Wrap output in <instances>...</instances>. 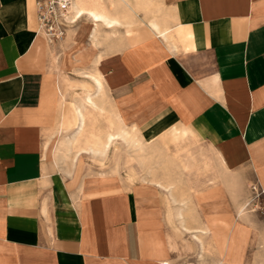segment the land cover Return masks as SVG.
<instances>
[{"label":"crops","instance_id":"1","mask_svg":"<svg viewBox=\"0 0 264 264\" xmlns=\"http://www.w3.org/2000/svg\"><path fill=\"white\" fill-rule=\"evenodd\" d=\"M149 1L113 0L111 10L93 0L104 18L82 17L91 20L95 38L96 24L114 30L136 23L135 15L142 19L141 10L150 15ZM162 1L169 15L143 21L129 43L103 52L104 61L99 55L103 72L87 76L96 95L64 115L49 69L57 47L36 32L34 0H0V264H187L175 250L186 233L195 246L215 250L214 264H242L234 241L240 225L231 209L219 210L217 183L189 200L164 179L126 188L116 179L78 175V155H104L125 139L127 127L143 138L136 137L141 149L189 134L214 148L231 174L225 184H239L232 199H243L247 179L264 192V0ZM82 17L63 41L84 36ZM106 91L119 126H107L99 147L78 143L89 127L87 104L103 114L95 100ZM52 124L71 130L62 146L76 149L73 175L49 159L44 134ZM110 134L115 138L106 145ZM182 166L201 168L197 160ZM244 209L238 202L237 214Z\"/></svg>","mask_w":264,"mask_h":264},{"label":"rangeland","instance_id":"2","mask_svg":"<svg viewBox=\"0 0 264 264\" xmlns=\"http://www.w3.org/2000/svg\"><path fill=\"white\" fill-rule=\"evenodd\" d=\"M104 1H106L111 10H114L112 9L113 0ZM149 3L152 8V10L148 9L150 15L147 16L141 10L142 14L140 17L142 19L138 20L137 15H135L136 23L130 24L129 27H127V24H121L114 30H110L103 25H98L97 35L93 38L91 28L94 25L89 18L84 16L82 21L86 23L88 30L83 37L78 40L68 37L65 41L54 43L57 50L55 52L52 51L49 69L54 85L56 83L59 85L57 91L64 96L61 101V103H65V105L61 106L64 115L68 111H74L77 106H83L85 104V96L93 94L94 90L92 87L94 86L87 81H91L88 77L95 74L97 70L101 73L103 72L102 67L95 63L99 55H103L102 61H104L105 58L102 53L114 47L115 44L129 43L134 36L133 33L143 26V21H150L151 19L160 21L169 15L162 0H151ZM120 7H122L121 4ZM127 29L132 32H128ZM84 31L85 29H83ZM95 95L93 94V96ZM95 101L104 108L105 112L100 114L94 106L89 104L86 106V113L89 116V127L80 135L78 143H84L88 147H99L101 139L105 137L106 130L108 128L109 130L117 128L120 123L111 104V95L107 91L104 94L102 93ZM96 117L99 119L97 124L95 122ZM125 129V139L116 140L110 145L104 155H94L91 152L78 155L81 161L78 175L116 179L121 181V185L126 188L130 187L131 182L133 184V181H141L143 178L148 183L164 179L167 183L173 182L170 184L173 186V193L176 195L180 194L181 197L189 200L196 198L198 191L206 189L211 182L217 183L215 185L223 189V194L222 196L219 195L218 199L219 210H223L221 212L225 213V209H231L232 211H229V213H232V215L230 216L237 219L240 225L234 231V241L237 255L242 260L241 263L264 264V197L256 184L252 182V179H247L248 183H246V193L243 199H232L230 195L231 187H233L234 197L238 193L240 194L242 189L237 183L225 184L226 179L231 178V174L220 166L213 147L197 142L188 134L177 139L154 140L150 147L146 144L144 145L145 148L141 149L136 142V137L141 136H135L133 131L127 127ZM73 130L75 131L76 127ZM70 132V129L58 132L56 126L52 124L44 134V143L51 162L52 160L58 162L57 170L73 175V166L70 159L76 149L72 148L67 152L65 146H62L63 141L66 140L67 135H70ZM120 132L121 129L118 133ZM127 132H129V136ZM188 160H197L201 168L195 171L183 167L182 163ZM234 178H241V176L235 173ZM227 189L228 192H226ZM238 202H243L245 206L240 215L237 214ZM185 214L188 215L189 211H185ZM189 219L187 218V223H184L187 228L192 227ZM190 220L192 221V219ZM175 231L179 235L183 234L176 228ZM173 237L175 239L178 238L177 236ZM184 238V244L179 248H175L180 260L187 264L215 263L217 255L213 248L209 245L205 248L195 246L194 243L188 241L192 239L190 233H186ZM202 240L206 244L209 243V239L202 237Z\"/></svg>","mask_w":264,"mask_h":264},{"label":"built area","instance_id":"3","mask_svg":"<svg viewBox=\"0 0 264 264\" xmlns=\"http://www.w3.org/2000/svg\"><path fill=\"white\" fill-rule=\"evenodd\" d=\"M73 0H34L35 15L39 33L47 44L65 39L67 31L81 18L71 10ZM258 190L264 195L261 188Z\"/></svg>","mask_w":264,"mask_h":264},{"label":"bare ground","instance_id":"4","mask_svg":"<svg viewBox=\"0 0 264 264\" xmlns=\"http://www.w3.org/2000/svg\"><path fill=\"white\" fill-rule=\"evenodd\" d=\"M75 2V3H74ZM92 5H93V0H73V3L71 5V10H75L76 13L75 14H79L80 17H82L83 15H89L91 16L93 19H95L96 21L99 20L100 18H104L103 16H100L99 13L94 10L92 8ZM73 6H74V9H73ZM115 24L114 21H109L108 22V25L110 26H113ZM97 27V24L95 25V28ZM94 29V28H93ZM92 29V30H93ZM97 34L96 30L94 29V32H93V35ZM96 81L98 82V84L102 87V83L100 81V79L98 77L95 78ZM124 129V128H123ZM125 133V129L123 130ZM129 132H127V135H128ZM129 136V135H128ZM115 136L113 134H110L108 136V139H107V143L106 145H109L112 140H114ZM128 138V137H127ZM242 211V210H241ZM240 214H242V212H239ZM220 264V263H219Z\"/></svg>","mask_w":264,"mask_h":264}]
</instances>
